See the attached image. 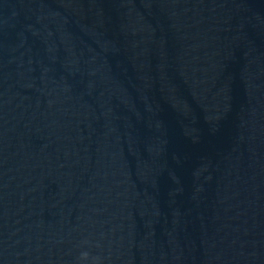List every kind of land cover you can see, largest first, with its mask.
I'll list each match as a JSON object with an SVG mask.
<instances>
[{
  "label": "water",
  "instance_id": "1",
  "mask_svg": "<svg viewBox=\"0 0 264 264\" xmlns=\"http://www.w3.org/2000/svg\"><path fill=\"white\" fill-rule=\"evenodd\" d=\"M0 264H264V0H0Z\"/></svg>",
  "mask_w": 264,
  "mask_h": 264
},
{
  "label": "clouds",
  "instance_id": "2",
  "mask_svg": "<svg viewBox=\"0 0 264 264\" xmlns=\"http://www.w3.org/2000/svg\"><path fill=\"white\" fill-rule=\"evenodd\" d=\"M81 259L82 260H87L88 259V253L87 252H84L81 254Z\"/></svg>",
  "mask_w": 264,
  "mask_h": 264
}]
</instances>
